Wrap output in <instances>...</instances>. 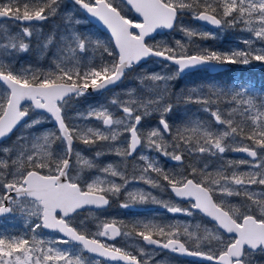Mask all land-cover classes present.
Listing matches in <instances>:
<instances>
[{
  "label": "snow or ice",
  "instance_id": "1",
  "mask_svg": "<svg viewBox=\"0 0 264 264\" xmlns=\"http://www.w3.org/2000/svg\"><path fill=\"white\" fill-rule=\"evenodd\" d=\"M71 3L73 11L64 13L63 30L43 35L40 24L33 22L57 17L63 0H0V144L18 126L31 129L53 123L51 130L21 135L13 147H0V217L19 213L26 228L22 234L0 231V264H91L83 255L85 251L116 264H149L156 249L197 257L207 264H260L257 257H264V89L236 82L229 88L211 87L209 94L193 88L181 97L171 92L170 82L196 70L214 72L225 65L247 66L254 61L264 64V0ZM76 6L107 30V40L77 30L81 20L75 17ZM125 10L140 19H130ZM185 13L216 27L241 25L261 42L260 46L253 47L255 41L249 38L243 40L244 49L220 52L196 45L197 51H189L193 37L215 38L216 33L183 26L180 18ZM8 21L19 30L12 32ZM178 25L188 43L176 41L172 46L156 40L158 30H173ZM33 37L41 55L54 49L46 69L16 66V57L31 51ZM98 51L97 62L94 54ZM104 53L111 60H105ZM150 57L160 59L162 71L139 77L142 84L152 82L146 86L148 95L129 89L126 99L114 96L110 100L116 111L106 105H90L85 112L69 117L68 109L89 95V89L99 93L113 89ZM169 63L175 66L170 72L166 71ZM181 98L186 103L206 105L202 110L210 113L214 124L195 117L174 129L167 116L175 107L174 101ZM25 101L30 104L25 105ZM221 101L227 107L211 108ZM153 113H159L158 125L145 130L141 121ZM92 119L100 126L82 123ZM245 140L251 143H243ZM77 141L90 147L105 142L109 152L122 158L125 170L111 162L98 168L96 159L104 153L97 150L96 159L84 157L73 147ZM228 151L245 153L251 159H228L226 165L220 163L214 170L207 163L203 167L189 164L186 173L161 167V157L183 170L186 158L198 161L208 156L225 161ZM151 152L158 155L151 156ZM128 158L143 162L133 165L139 169L138 175H127ZM241 166L246 167L240 170ZM84 168H98L99 174L86 178ZM161 180L189 206L179 207L175 201L158 199L135 187L143 182L160 188ZM253 185L260 186L259 191ZM122 192V208L151 201L172 214L193 216L196 210L215 223L198 235L200 225L193 229L187 222L135 220L125 224L111 219L100 221L94 233L70 222L81 209L108 207ZM232 197H240L241 203L233 205ZM129 227L147 246L155 248L133 244L125 248L100 239L130 238L132 231L125 230ZM44 229L60 235L46 238L38 232ZM73 243L81 248L58 246ZM132 247L139 255L130 250Z\"/></svg>",
  "mask_w": 264,
  "mask_h": 264
},
{
  "label": "rangeland",
  "instance_id": "2",
  "mask_svg": "<svg viewBox=\"0 0 264 264\" xmlns=\"http://www.w3.org/2000/svg\"><path fill=\"white\" fill-rule=\"evenodd\" d=\"M77 8L74 10L75 11V17L79 18L81 22L84 23L87 18H82L79 14H77L76 11ZM73 11V5L72 3L67 2L66 0H63L62 8L60 14L57 15L56 18H61L64 22V13L65 12H71ZM190 16H192L191 13H188ZM125 15H127L130 19L137 21L139 18H136L135 16H132L131 12H128L125 10ZM53 26L56 24V19H50L47 20ZM10 26V30L12 32L18 31V27L14 26L11 21L7 22ZM34 23H39V22H34ZM40 28L42 30L43 35H49L50 33L45 30V26L41 23ZM180 24H182L185 27H191L198 29L200 31H210L216 33L215 38H207V39H202L199 37H193L192 42L189 44V51H197L198 49L195 47L196 45H199L202 48L206 49H212V45L214 44L215 46L221 45V46H226L229 47L230 50L233 48H240L244 49L246 48V45L243 43V40L245 39H252L255 41L253 44V47H259L260 46V41L256 40V38L252 35V33H249L246 30H242L241 25H236L235 27L228 26V25H222L220 28L215 29V30H210L201 24L195 22L194 20H189L187 17L182 16L180 18ZM84 33L86 34H91L95 37V34H92L88 32L86 29H84ZM163 34V33H162ZM156 40H164L167 43L171 44L172 46H175L176 41H181L184 43H188V37L185 35L183 31L180 30L179 25L174 28L173 30H168L166 31L165 34L163 35H158L156 36ZM149 42H153L151 39ZM34 52L32 56L28 55L31 52ZM23 56L18 55L16 57V66L19 68L20 66H28L32 65L35 67L36 62L42 59L43 55L39 53V51L36 48V38L33 37L32 41V49L28 53H22ZM89 55V54H88ZM51 56L52 53L49 55L48 62L51 63ZM90 56V55H89ZM36 58V59H35ZM252 64L260 67L264 66V64H261L259 62H252ZM175 66L172 64L168 65V68L166 71H172V69ZM162 71L161 68V62L159 58L151 57L147 61L140 63V65L136 66V69L134 71H131L129 74H127L124 79L113 89L108 90L102 94H100L97 97L94 98H89V97H80L77 101L73 102L72 107L68 109V115L69 117H75V114L77 112H85L90 105L92 106H99V105H106L109 108H111L113 111H116L115 106L110 104V100L114 96H119L121 99H126V92L129 89H136L137 94H141L143 92L144 95H148L149 93L147 92V87L148 85H151L152 82L149 80H145L143 84L141 83L139 77L145 76L148 73L151 72H160ZM208 71H192L190 73L184 74L180 76L177 79H174L170 82V90L174 94H178L181 97L189 94L190 90L195 88L198 90L199 93L203 94H209V89L211 87H219V88H229L233 85V83L240 82L237 79H233L232 82L230 81L228 85H225L224 83L220 82L219 80L212 78L211 76L208 75ZM244 83H250L251 85L255 86L258 90L264 89V85H255L252 81H241ZM175 107L173 108L172 112L168 114L167 119L170 125H172V120L174 124L177 127H182L183 124H185L189 119L198 117L202 121H208L214 124V118L210 116V113L203 111L202 109L206 106L202 103H193V102H185L183 98H181L179 101H174ZM217 106H219L221 109L227 107L226 104H224L222 101L217 104H212L211 108L215 109ZM117 115H123L121 112H116ZM158 120H159V113H153L150 116L145 117L141 121V125L145 130L151 129L152 127L158 125ZM82 123L89 124L91 126H100V122L96 121L94 119L88 120V121H83ZM215 127H221L219 125H215ZM44 129H53V123L51 121L44 122L41 125H37L35 128H23L19 127L18 130L14 134V139L11 138V136L6 139V142L3 144H0V147H13L16 144L17 137L24 135V136H30L33 133H38L39 131H43ZM175 129V128H174ZM79 142V141H78ZM243 143H248L246 141H243ZM57 148H59V143L57 142L56 145ZM76 150H79L84 157H86L84 151H82L81 146L76 144ZM105 157L102 159V164L101 167L106 165L107 163L111 162L114 164H117L121 170H124V164L122 161L121 157L116 156L114 153L109 152L107 150V145L105 147ZM138 152L141 151V149L137 150ZM151 156H157L158 154L155 152L148 153ZM226 160L225 161H219L216 158L208 157L205 156L202 159L198 161H190L187 158L185 159L184 162V169L181 170L177 167H174L176 164L175 163H170L166 158L161 157L160 162H161V167H163L164 162L167 163V170L170 171H184L185 173L187 171H190L189 169V164H192L196 167H203L204 163H207L209 166L210 170H214L220 163H224L225 165L227 164V160H237L239 158H244V159H250L248 157H242V156H234L232 155L231 151H228L224 154ZM75 158V157H74ZM128 164V163H127ZM138 164L142 165L143 162L139 161L137 158L136 160H133V165ZM246 166H241L240 170H244ZM232 169H228L230 172ZM128 176H131L129 173V170L126 171ZM99 174V173H97ZM95 174V175H97ZM139 174V169L133 167V175H138ZM94 175V176H95ZM151 175L157 179H159V176L156 173H151ZM92 176V177H94ZM119 182V181H118ZM162 187L160 188H150L149 185L144 184L143 182H139L135 184V187L144 189L146 191H150L154 196H156L158 199H162L164 201H175L172 196H170L166 190V185L162 182L161 180ZM133 185L130 184L129 188H132ZM254 189L259 191L260 186L253 185L252 186ZM121 194H124L123 192ZM125 197V196H124ZM116 198V197H113ZM233 205H239L241 203V198L240 197H232L230 198ZM176 202V201H175ZM177 203V202H176ZM177 206L186 208V206H180L177 203ZM128 209V208H127ZM133 211L137 214V220H154L156 221V217L161 216V215H168V212L159 204L152 203L151 201L145 202V203H139L135 204L133 206ZM166 211V213L164 212ZM169 221L168 223H180L184 224L187 222L193 229H195V226L197 224L200 225V229L198 231V235H203V230L204 227L207 226L209 228L212 227L213 223H211L208 219H206L204 216L199 215V213L194 212L193 216H184L182 214H172L169 213ZM109 214H107L108 216ZM90 216H95L98 217L96 213L91 214ZM110 217H114L113 215H109ZM84 220V217L82 215H79L74 218V221L78 223V225L84 229L85 226L82 224ZM22 230V231H21ZM0 231H6L10 233H17V234H22L23 232L26 231L25 228V222L24 218L20 216L19 213L15 215H7L5 217L0 218ZM96 230L92 227L88 228L89 233H94ZM38 232H42V234L46 238L50 237H56L58 234H51V233H45L43 230H38ZM226 235V234H225ZM215 243V242H213ZM61 248H69V247H74L76 249H80L79 246H75L73 244L71 245H58ZM83 255L88 258V260L91 262V264H96L98 262L94 257H90V255H87L86 253L83 252ZM259 260L260 264H264V257H257ZM99 264H102L99 262ZM207 264V263H203Z\"/></svg>",
  "mask_w": 264,
  "mask_h": 264
},
{
  "label": "flooded vegetation",
  "instance_id": "3",
  "mask_svg": "<svg viewBox=\"0 0 264 264\" xmlns=\"http://www.w3.org/2000/svg\"><path fill=\"white\" fill-rule=\"evenodd\" d=\"M131 13H132V16H135L133 12H131ZM192 18H193V16H192ZM39 23H41V22H39ZM150 39L151 38H149V40ZM104 92H106V91H104ZM92 97H97V96H92ZM28 104H30V103L28 102L25 105H28ZM15 132H13V134H15ZM11 138L14 139V136H12ZM76 144H78L79 146H81L82 151H84V153H85V155H86L87 158L96 159L95 158V152L97 150L102 151L104 154L101 157H99L98 159H96V163L98 165V168L101 167V164H102V161L101 160L104 159V157H105V150H104L105 147H106V143L105 142H98L94 147H90V146H86V145H84V144H82V143H80V142L77 141L73 145L74 149L76 148ZM73 159H74V157H73ZM168 161L170 163H175L176 164V162H171L170 160H168ZM98 168H94V169L84 168L83 171H82V175L84 177H86V178H91L95 174L99 173L98 172ZM127 170H129V172H130L129 174L132 176L133 175V159L132 158H128V164H127V167H126V171ZM165 185H166V190H167L168 194L170 196H172V198L180 206H186V205H188V201L187 200L177 199L174 196V194L171 192L170 188L167 187V184H165ZM124 196H125L124 194H120L119 198H112L110 200V205L108 207H106V208H101V209H96V208L89 209V208H85V209L79 210V215H82L84 217V220H83V223L82 224L85 226L86 229L80 227L78 225V223L76 221H74V219H72L70 222L73 224V226H75L77 228H82L86 233H89L88 232V228L89 227H92V228H94L96 230L97 224L100 221L117 219L119 221H124L125 224H130L132 221L137 220V214L133 211V207L132 208H128V209L120 207V204L125 199ZM164 212L166 213V211H164ZM194 212L199 213L196 210H194ZM93 213H96L98 215V217L90 216ZM107 214L113 215L114 217H110L109 215L107 216ZM79 215H75V217H77ZM169 215L170 214L168 213V215H161V216L156 217V222L163 221V222L168 223V221H169ZM199 215L204 216L202 213H199ZM205 218L208 219L211 223H213V224L215 223V222L211 221L208 217H205ZM125 230L132 231V229L130 227L128 229H125ZM43 231L45 233L58 234V236L60 235L59 233L51 232V231H48V230H45V229ZM100 239L103 240L105 243H107L109 245L116 244L117 246L125 247V248L128 247L129 244L139 245V246H143V247H146V248H155V246H147L145 244V242L142 241L141 238L135 236V232L134 231H132V236L130 238L118 237L115 241H113V240H105V238H103V237H100ZM73 245H75V246L77 245V246H79L81 248V246L79 244L73 243ZM130 250L136 252V254L139 255V253L136 251V248L135 247H132ZM84 253H86L87 255H90V257L91 256L94 257V259H96L98 262H100L102 264H116V262L110 261V260H108L105 257H100V256H98L96 254L87 253L86 251ZM152 257L153 258L149 262V264H158V262H159V264H203V263H207V262H203V261L198 260V259L193 260V259H191L189 257H184V256H181V255H179L177 253H172V252H170L168 250H165V249H156L155 250V253L152 254ZM121 264H122V262H121Z\"/></svg>",
  "mask_w": 264,
  "mask_h": 264
},
{
  "label": "trees",
  "instance_id": "4",
  "mask_svg": "<svg viewBox=\"0 0 264 264\" xmlns=\"http://www.w3.org/2000/svg\"><path fill=\"white\" fill-rule=\"evenodd\" d=\"M76 11H77L76 13L79 14L83 19L86 18V16L79 9H77ZM183 16L187 17L189 20H193L192 16H190L188 13H185ZM53 19H56L55 26H53V24H51L48 21L41 22V24H43L45 26V30L47 32H49L50 34L54 31L55 32L62 31L64 28V24H65V22L61 18L54 17ZM76 28L81 33H84V29H86L88 32L95 34V37H99L102 40H107L109 38V36L104 31L98 29L88 19H86V21H84V23L81 22L79 25L76 26ZM165 33L166 32H164L163 34H165ZM163 34H159V36L163 35ZM211 50L220 51V52H227V51H230V48L226 47V46H221V45L215 46L213 44ZM52 51H54V49ZM52 51H49L46 55H43L42 59L39 60L38 62H36L35 67L42 68V69L48 68L51 65V63L48 62V59H49V55L52 53ZM33 54H34V52L32 51L28 55L32 56ZM88 54L90 55V57L93 56V53H91V52ZM100 55H101V53L99 51L94 54V58L97 62L100 59ZM103 55H104L105 60H111V57H108L106 53H104ZM20 56H23V54H20ZM208 75L211 76L212 78L219 80L220 82L224 83L225 85H228V83L230 81L232 82L233 79H237L240 82L241 81H252L253 83H255V85H264V66L258 67L252 63H250L247 66L239 65V64L229 65V67L224 69V70H221V71L216 72V73H210L209 72ZM85 97L94 98V97L88 96V95ZM172 126L174 128L177 127L174 124L173 120H172ZM12 136H14V134ZM245 141L248 142V144L251 143L250 141H247V140H245ZM163 168H165L167 170V163L166 162H164ZM159 179H160V177H159ZM162 182L164 184H167L163 180H162Z\"/></svg>",
  "mask_w": 264,
  "mask_h": 264
},
{
  "label": "water",
  "instance_id": "5",
  "mask_svg": "<svg viewBox=\"0 0 264 264\" xmlns=\"http://www.w3.org/2000/svg\"><path fill=\"white\" fill-rule=\"evenodd\" d=\"M67 1L71 3V0H67ZM76 8L79 9L78 6H76ZM79 10H80V11L86 16V18H87L92 24H94L98 29L104 31L108 36H110V34L107 32V30L104 29L103 26H102L98 21L95 20V18L90 17V16H89L87 13H85L83 10H81V9H79ZM133 13H134V12H133ZM134 15L136 16V18H139L135 13H134ZM139 19H140V18H139ZM193 20H194L195 22L201 24L202 26H204V27L210 29V30H215V29L220 28V27H216V26H213V25H211V24H208V23H206V22L196 20V19H194V18H193ZM165 31H168V30H158L159 34L165 32ZM148 39H149V38H148ZM148 59H149V58H148ZM142 62H144V61H141V63H142ZM169 64H170V63H169ZM228 67H229V65H225V66H223L222 68H220L218 71H214V72H210V73H216V72H219V71H221V70H224V69H226V68H228ZM116 86H117V85H116ZM116 86H114V87H116ZM114 87H113V88H114ZM105 91H107V90H105ZM89 92H90V94H89L88 96H98V95L101 94V93H99V92H92L91 89H89ZM28 102H29V101H25V102H23V103L26 104V103H28ZM29 103H30V102H29ZM19 127H20V126H18L17 129H18ZM17 129H15L14 132H15ZM12 134H13V133H12ZM12 134H11V135H12ZM11 135H10V136H11ZM8 138H9V137H8ZM6 139H7V138H6ZM232 155H234V156L247 157L245 153L232 152ZM248 158H250V157H248ZM250 159H251V158H250ZM171 162H174V161H171ZM173 194H174V193H173ZM174 196H175V195H174ZM176 198H177V199H180V198H178V197H176ZM81 210H82V209H81ZM3 217H5V216H3ZM0 218H1V217H0ZM209 219H210V218H209ZM45 230H47V229H45ZM48 231H50V230H48ZM221 231H222V230H221ZM226 235H227V234H226ZM165 250H166V249H165ZM179 255H180V254H179ZM181 256L188 257V256H185V255H181ZM189 258H191V259H193V260H196V259L200 260V259L197 258V257H189ZM203 262H205V261H203Z\"/></svg>",
  "mask_w": 264,
  "mask_h": 264
}]
</instances>
